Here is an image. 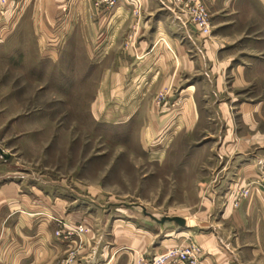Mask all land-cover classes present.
<instances>
[{"label": "rangeland", "instance_id": "rangeland-1", "mask_svg": "<svg viewBox=\"0 0 264 264\" xmlns=\"http://www.w3.org/2000/svg\"><path fill=\"white\" fill-rule=\"evenodd\" d=\"M14 1V13L6 21L0 9V26L6 22L0 30V149L6 157L0 155V183L20 181L27 189L48 190L53 201L61 193L59 198L75 201L81 216L92 212L89 222L76 226L84 228L83 234L63 225L54 232L59 238L71 235L74 248L52 264L77 263L79 252L81 257L99 258L110 242V221L125 219L124 211L145 210L158 219L180 216L189 224L201 223L198 212H190L199 208V194L209 198L212 207H207L213 208L228 187L220 173L229 168L230 156L219 155L214 145L223 131L218 132L221 124L209 108L201 111L191 131L152 155L151 149L141 147L139 125H106L102 111L92 109L105 67L115 66L120 55L112 52L104 62L102 52L88 46L87 30L104 28L118 0H85L82 5L64 0L59 20L54 17L56 6L46 5L50 0ZM168 1L154 0V7L192 43L193 55L202 56L190 36L195 26ZM196 2L209 19L210 34L204 37L211 36L212 28L230 27L222 32L227 52L220 60L249 68L242 71L245 84L234 91L240 100L261 103L256 131L264 133V0ZM96 13L102 14L100 19ZM208 73L202 75L211 88ZM205 89L196 94L201 109ZM212 95L213 106L226 99ZM206 140L212 147H202ZM249 190L239 189V198Z\"/></svg>", "mask_w": 264, "mask_h": 264}, {"label": "crops", "instance_id": "crops-1", "mask_svg": "<svg viewBox=\"0 0 264 264\" xmlns=\"http://www.w3.org/2000/svg\"><path fill=\"white\" fill-rule=\"evenodd\" d=\"M153 1L118 0L104 28L87 30L88 46L101 51L104 62L112 52L120 55L118 65L105 67L92 109L102 111L106 125H139L141 147L155 155L180 133L191 131L201 111L209 108L210 116L221 124L218 132L223 131L214 145L219 155L230 156L226 158L229 168L220 173L228 187L213 208H209L210 199L199 194V208L190 211L198 212L199 224H189L180 216L174 217L182 218L184 227L168 221L159 224L145 210L140 214L124 211L125 219L110 221V242L99 258L81 257L79 252L74 264H134L139 258L148 260L166 248L189 243L198 247L196 264H264V133L256 131L255 120L262 105L240 100L234 91L245 84L242 71L249 68L233 65L231 59L220 60L227 52L222 32L230 27L212 28L210 37L194 28L190 36L203 55H193L192 43L170 27L167 15ZM63 2L46 3L56 6L57 20L63 14ZM74 3L82 5L85 0ZM132 10L138 12L137 18ZM97 14L100 19L102 14ZM203 72H209L211 88ZM204 86L201 109L196 94ZM212 92L217 99H226L213 106ZM204 142L203 148L212 147L209 140ZM19 182L0 183V264H52L58 255L74 248L71 235L59 238L54 232L61 225L68 231L81 221L89 222L92 212L81 216L75 201L59 198L61 193L53 201L48 190L27 189ZM247 186V196L239 198V189ZM88 238H93L91 232Z\"/></svg>", "mask_w": 264, "mask_h": 264}, {"label": "built area", "instance_id": "built-area-1", "mask_svg": "<svg viewBox=\"0 0 264 264\" xmlns=\"http://www.w3.org/2000/svg\"><path fill=\"white\" fill-rule=\"evenodd\" d=\"M174 5L180 8L189 21L203 36H209L210 24L205 8L196 0H172ZM14 0H0L2 18L6 21L13 12ZM14 13V12H13ZM6 22L1 23L0 30H4ZM73 233L83 234L84 228L75 227ZM70 234V233H69ZM199 250L195 244L189 243L187 246H173L166 248L160 254H156L148 260L137 259L136 264H196Z\"/></svg>", "mask_w": 264, "mask_h": 264}, {"label": "water", "instance_id": "water-1", "mask_svg": "<svg viewBox=\"0 0 264 264\" xmlns=\"http://www.w3.org/2000/svg\"><path fill=\"white\" fill-rule=\"evenodd\" d=\"M0 155L4 156V158H6L5 154L3 153V151L1 149H0ZM144 213L146 215H148L149 217H151L154 221L158 222L159 224H163L165 221H168V222H174L179 227H184L185 226V221L182 218H179V217H163V218L157 220L156 218H154L151 215L147 214L146 211H144Z\"/></svg>", "mask_w": 264, "mask_h": 264}]
</instances>
